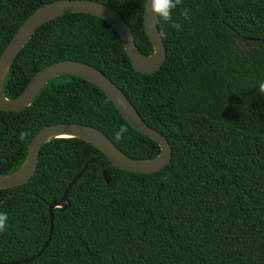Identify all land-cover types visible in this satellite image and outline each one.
Segmentation results:
<instances>
[{
	"label": "trees",
	"instance_id": "obj_1",
	"mask_svg": "<svg viewBox=\"0 0 264 264\" xmlns=\"http://www.w3.org/2000/svg\"><path fill=\"white\" fill-rule=\"evenodd\" d=\"M56 1L0 0V58L26 20ZM92 1L118 11L140 51L153 54L145 0ZM173 20L181 30L159 22L167 60L152 75L136 72L115 29L87 14L47 23L14 62L8 99L56 62H83L112 80L172 148L170 164L154 174L91 164L68 194L70 208L54 210L49 246L30 264H264V0H183ZM57 124L96 128L133 159L161 154L103 91L63 76L26 110L0 111V176L18 171L34 137ZM121 125L128 132L118 141ZM21 132L29 133L23 142ZM100 154L78 139L49 142L35 176L0 191V213L8 215L0 264L40 253L50 237L49 206Z\"/></svg>",
	"mask_w": 264,
	"mask_h": 264
},
{
	"label": "water",
	"instance_id": "obj_2",
	"mask_svg": "<svg viewBox=\"0 0 264 264\" xmlns=\"http://www.w3.org/2000/svg\"><path fill=\"white\" fill-rule=\"evenodd\" d=\"M71 14L91 15L111 25L118 33L131 60L133 69L140 74L152 75L160 71L167 60V49L159 29V22L151 12L150 6L144 15V27L146 35L152 44L153 54L147 56L137 47L136 39L130 26L121 14L113 8L92 0H60L49 3L39 8L26 20L0 58V111L8 113L22 112L33 104L40 92L52 80L63 76L77 77L103 91L131 127L159 145L161 154L152 160L133 159L123 153L105 133L87 125L57 124L41 130L30 143L27 158L21 168L11 175L0 176V191L27 184L37 172L42 148L49 142L61 139H78L91 144L101 154L84 165L81 172L68 186L62 199L49 206L50 237L40 253L23 261L4 264H30L45 252L51 241L54 229V210L65 211L70 208L69 192L94 162L106 160L113 167L120 170L148 175L165 169L172 160V148L168 140L160 132L146 124L134 105L112 80L89 64L74 60L56 62L38 73L16 100H10L6 97L5 85L9 71L36 32L47 23ZM103 176L106 183L110 184L111 179L108 173L104 172Z\"/></svg>",
	"mask_w": 264,
	"mask_h": 264
},
{
	"label": "clouds",
	"instance_id": "obj_3",
	"mask_svg": "<svg viewBox=\"0 0 264 264\" xmlns=\"http://www.w3.org/2000/svg\"><path fill=\"white\" fill-rule=\"evenodd\" d=\"M181 3V0H145V12H147L149 6L153 15L157 18L158 22L170 24L173 29L177 31L181 30V24L173 20V12L177 6ZM185 20L190 19L189 11L187 8L181 13ZM258 94L264 96V82L259 84ZM128 132V128L125 125H121L119 130L115 133V139H123L124 134ZM28 132H21L19 139L23 142ZM8 215L7 213H0V233H2L7 226Z\"/></svg>",
	"mask_w": 264,
	"mask_h": 264
},
{
	"label": "rangeland",
	"instance_id": "obj_4",
	"mask_svg": "<svg viewBox=\"0 0 264 264\" xmlns=\"http://www.w3.org/2000/svg\"><path fill=\"white\" fill-rule=\"evenodd\" d=\"M241 49H243V50H247L248 47H247L246 45H242V46H241Z\"/></svg>",
	"mask_w": 264,
	"mask_h": 264
}]
</instances>
